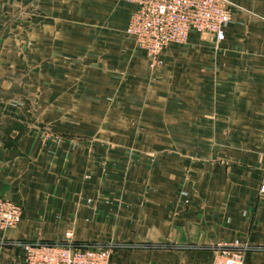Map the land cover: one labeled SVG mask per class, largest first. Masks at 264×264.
I'll return each mask as SVG.
<instances>
[{"label": "crops", "instance_id": "0c3cea01", "mask_svg": "<svg viewBox=\"0 0 264 264\" xmlns=\"http://www.w3.org/2000/svg\"><path fill=\"white\" fill-rule=\"evenodd\" d=\"M226 40L191 33L163 64L123 0H0V197L21 241L116 246L111 264H264V0H225Z\"/></svg>", "mask_w": 264, "mask_h": 264}, {"label": "built area", "instance_id": "2783aa9c", "mask_svg": "<svg viewBox=\"0 0 264 264\" xmlns=\"http://www.w3.org/2000/svg\"><path fill=\"white\" fill-rule=\"evenodd\" d=\"M136 7L126 35L149 61L151 67L163 64V55L171 46L185 45L191 33L212 34L216 43L226 40V28L232 13L225 0H123ZM264 193V184L261 187ZM20 205L0 197V231L14 229L22 220ZM24 264H111L116 246L77 245L72 234L63 242L21 241ZM248 244L236 241L218 245L212 264H245Z\"/></svg>", "mask_w": 264, "mask_h": 264}]
</instances>
